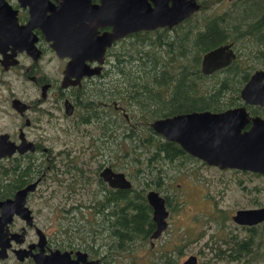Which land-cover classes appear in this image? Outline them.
I'll list each match as a JSON object with an SVG mask.
<instances>
[{
	"label": "flooded vegetation",
	"instance_id": "1",
	"mask_svg": "<svg viewBox=\"0 0 264 264\" xmlns=\"http://www.w3.org/2000/svg\"><path fill=\"white\" fill-rule=\"evenodd\" d=\"M224 1L231 3L216 12L223 15L188 17L171 27L156 28L166 31L168 36L181 37L188 33V38L196 36L198 41L206 38L215 40L200 55L197 68L188 69L186 73L180 70L174 73L166 70L163 72L168 77V87L180 85L187 98L185 89L205 85L196 81L194 75L202 73L212 77L217 72L225 73L228 66L242 56L239 50L242 47L255 51L260 46L258 54L263 58L254 63L256 68L240 85V91L256 70H264V19L255 22L252 18L239 23L238 19L224 12L243 0H217L214 5L219 7ZM261 1L264 6V0ZM101 5L102 0H0V144L4 149V153L0 154V202L14 200L18 193L34 185L25 193L24 207L28 210V218L14 213L12 220L1 228L4 236L9 238V245L6 257L0 259V262L12 260L14 264H36L35 255L59 250L69 252L72 259H76V252L80 251L88 261L122 264L123 254H126L125 227L122 222L128 190L129 195L144 198L145 201L138 202L136 213L146 216L144 224H138L133 244L128 246L134 248L135 254L141 253L133 256L131 264H139V258L143 264H164V261L179 264L181 257L176 259L175 256L182 255L189 244L186 233L183 232L175 241L172 240V235L167 234L171 228L172 213L181 207L176 202L178 194H175L176 188L172 185L178 179L174 175L181 170H192L194 176L197 174L195 179L199 184L195 188L196 196L192 198L194 203L204 206L206 200L213 201L216 211V215L211 216L217 227L216 235L209 242L203 240L198 255L190 254L197 257V264L200 258L208 262L211 258L207 257L208 254L214 257L215 264L257 262V254L259 256L264 253V221L248 225L238 223L234 217L241 210L264 208V204H255L259 201V195L253 197L250 186L251 178H264V173L209 165L183 150L178 143L155 132L150 123L157 118L203 111L186 109V103L190 100H183L179 95L174 98L166 95L162 100L157 99L149 107L150 111L148 108L131 107L136 116H130L126 101L129 87L122 76L127 67L120 55V47L130 43L132 39H126L141 31L129 32L102 47L103 38L109 39L112 26L101 19V12L104 11V6L100 8ZM83 39L91 41L83 46L80 43ZM221 45H230L235 58L224 67L204 73L203 56ZM189 50L175 49L169 53L174 57L189 55L191 51L195 54L193 50ZM249 64L253 65V62ZM130 67L134 69L138 66ZM164 82L166 81H162V84ZM161 94L156 90L153 92L155 97ZM88 104L91 110L98 113V118H90L94 124L79 122L80 116L87 113ZM240 106L246 107L250 118L241 131L251 127L252 118L264 119L263 112L254 113L264 109V105H252L242 100ZM142 111L150 114H142ZM150 115L153 118L146 125L155 134L153 137L164 138L173 143L169 146L170 149L179 147L188 155L171 154L173 163L169 167V163L157 165L156 160L148 162L139 154L135 161V183L116 165L122 156L118 154L113 157L117 153L110 154L108 145L112 137L103 138L102 150L89 153V162L77 160L82 155L81 151L76 152L70 148L53 150L46 144L44 128L61 126L63 121L71 120V127L76 126V123L86 128L88 125L95 126L94 119H102L109 132L115 134V127H119L122 135H125V123L134 129L141 125V119L149 118ZM42 120L47 123V127L43 128ZM87 132L92 137L93 146L98 145L100 140L94 139L97 138L95 130ZM21 146L25 148L23 151L19 150ZM104 168H111L115 173L124 172L131 183L130 188L110 186L101 176ZM203 169L209 170L213 176L207 178L206 174L202 175ZM207 184L210 188L218 187L217 197L211 189L207 190ZM255 187L258 188L257 185ZM261 189L264 191L263 185ZM227 190L237 199L234 201V210L230 211L219 204V198ZM149 191L159 193L168 211L167 227L156 239L151 238L157 224L153 219V208L147 200ZM58 193L59 201L56 202L55 194ZM69 195L73 196L74 202L66 208L67 204L63 201ZM51 200L54 201L49 208L52 217L50 221H46L47 202ZM200 213L204 216L203 209ZM203 221L205 224L210 222L204 217ZM225 230L227 235L223 233ZM217 238L220 239L216 240ZM166 242L171 243L172 249L163 245ZM19 254L23 257L22 260L17 256ZM190 255L187 254L185 259ZM79 263L82 264L81 261Z\"/></svg>",
	"mask_w": 264,
	"mask_h": 264
},
{
	"label": "water",
	"instance_id": "2",
	"mask_svg": "<svg viewBox=\"0 0 264 264\" xmlns=\"http://www.w3.org/2000/svg\"><path fill=\"white\" fill-rule=\"evenodd\" d=\"M102 6L104 11L101 12V19L105 24L112 26L111 34H108L109 39L103 38L102 47L110 45L113 39L132 31L171 27L201 8L197 0H102L100 8ZM90 41L83 39L80 43L87 46ZM234 58L235 53L230 45L218 46L203 56L202 71L211 73L228 65ZM240 97L245 103L264 105V70H256L250 76L240 91ZM249 120L246 107L239 106L219 112L203 110L157 118L150 123V127L165 139L178 143L183 150L206 161L209 165H219L220 168L236 167L264 173V119L252 118L251 127L241 131ZM24 149L22 146L19 147L21 151ZM3 153L4 149L0 144V154ZM101 176L110 186L126 189L131 186L124 172L115 173L111 168H104ZM33 187L34 185H31L18 193L14 200L0 202V259L6 257V249L9 245V238L4 236L1 228L12 220L14 213L28 218V210L24 207L25 193ZM147 200L153 208V219L157 224L151 238L156 239L167 227L168 211L164 199L158 192L149 191ZM234 219L241 224L259 223L264 221V208L238 211ZM76 254L77 258L72 259L69 252L55 250L50 254L35 255L34 261L36 264H80V261L82 264H99L96 260H86L85 254L80 251ZM17 256L20 260L23 259L20 254ZM197 263V257L190 255L182 264Z\"/></svg>",
	"mask_w": 264,
	"mask_h": 264
},
{
	"label": "trees",
	"instance_id": "3",
	"mask_svg": "<svg viewBox=\"0 0 264 264\" xmlns=\"http://www.w3.org/2000/svg\"><path fill=\"white\" fill-rule=\"evenodd\" d=\"M199 1L202 6L198 12L190 16L191 18L223 15L218 14L215 11H210L211 7L214 6L217 0ZM247 3L256 8V13L242 16V18H232H240L244 23L247 19L254 18L255 22L264 19V6L261 0L249 1ZM224 13L228 14L229 11ZM259 17L261 18L258 19ZM195 25L197 26L198 24ZM188 35L189 34L186 33L181 37L179 35L168 36L166 31L155 29L137 32L130 36V38L126 39H132V41L130 43H125V46L120 47L122 50L120 55L127 67L126 70L122 72V76H124L123 78L129 87L126 95L127 102L133 98L136 100L140 94H144L147 103L142 104V107L148 109L152 104H155L157 99L162 100L166 95H168L169 98H174V96L179 95L183 100H190L186 103V109L223 111L227 108L241 105L240 85L245 82L246 77L256 68L254 63L257 62V59L262 60L263 58V56L258 54V51L261 50L259 43L256 42L259 47L255 51L244 49V47L239 49L242 56L235 59L223 74L217 72L212 77L202 73H200L199 76L194 75L196 81L203 82L205 85L204 87L191 86L190 88L185 89V93H188L187 98L180 85L168 87V77H166L163 72L166 70L174 73L180 70L181 72L186 73L188 69L197 68L200 55L206 51L209 46L213 45V41H215L209 38L198 41L196 36L188 38ZM175 49L180 51L190 49L189 51L193 50L195 54L191 51L189 55L185 54L184 56L174 57L173 55H170L169 51ZM249 62H253V65H248ZM130 65H137L138 67L132 69ZM162 81L166 82L162 84ZM155 90L163 95L161 94L155 97L153 95ZM129 91L130 93H128ZM87 106V113L80 116L79 122L82 124H94L90 118H98V113L91 110L89 104ZM136 109H140V107H136ZM130 112V116L134 118L136 112H133L132 110ZM261 112L264 113V109H259V111L254 113ZM146 113L150 114L148 111H142V114ZM152 118L153 116L150 115L149 118L141 119V125L134 129L130 127L129 124L125 123V135H122V138L133 144V150H140L138 156L130 157L129 161L132 160L134 162L138 160L139 154H141L145 157L144 160L148 162L156 160L157 165H159L166 161L171 162V154L176 155L184 153L185 155H188L185 152H182L179 147L176 149H170L169 146L173 145V143H170L164 138L160 136L159 138L153 137L155 134L152 129L150 127L148 128L146 125V123L150 122ZM93 121L96 123V129H98L95 130V133L98 132L99 134L95 135L97 138L94 139H99L103 143V138L109 139L112 137L111 140L116 141L113 144L109 142L108 150L111 153H117L120 141L118 140L119 137L116 136L117 132L115 134L109 132L107 125L102 119H94ZM146 127L148 128V131ZM95 147L100 150L101 145H96ZM130 153L132 154V152L126 151L124 155L128 156ZM143 201H145L143 197H133V195H129L127 190L125 195V211L123 213L124 221L122 222L125 227L124 251L127 256H134V248L128 246L132 245L135 240V235L138 233V224H144L143 219L146 218L143 213L140 215H137L136 213L138 202ZM163 263L168 264L167 262L165 263V261Z\"/></svg>",
	"mask_w": 264,
	"mask_h": 264
},
{
	"label": "rangeland",
	"instance_id": "4",
	"mask_svg": "<svg viewBox=\"0 0 264 264\" xmlns=\"http://www.w3.org/2000/svg\"><path fill=\"white\" fill-rule=\"evenodd\" d=\"M201 1H208V0H201ZM249 0H243V1H238L236 2L232 7H228V15L230 17H241L242 16H248L256 13V8L248 4ZM231 2L224 1L219 7L217 5H214L211 7L210 11H215L218 12L219 9L226 8L227 5H229ZM239 22L241 23L242 20L240 18L238 19ZM129 103V104H128ZM127 103V109L128 112L131 111V107L136 108V107H142V104L147 103L146 98L144 94L141 96H138L137 99L135 100L134 98L131 99ZM146 108V107H142ZM16 123V121H14ZM71 120L68 121H63L62 125H55L53 128H44L47 127V123L42 120L43 128L45 129V137H46V144L47 146L52 147L53 150H60V149H65V148H70L72 150H75L76 152L81 151L82 155L77 157V160L80 161H86L89 162V153L96 152L98 149L97 147L93 146V143L91 142L92 137L88 136V131L90 130H98L94 125H88L86 128L83 126L76 124V126L71 127ZM124 127V126H123ZM117 129L116 136L119 137V149L117 154H114L113 157H117L118 154L122 156L121 160L119 163H116L120 167V170L126 172L128 176H130V179L135 183L136 179V167H135V161L133 162L132 160L129 161L130 157L138 156V153L140 152L139 149L133 150V144L124 140L122 138V129L119 127H115ZM87 129V130H86ZM33 132V131H32ZM96 135H99L98 132ZM116 140H111L109 141L110 143H115ZM98 145H101L100 150H102V141L98 143ZM95 150V151H94ZM132 152V154H128V156L124 155V153ZM112 154V153H110ZM169 167L172 165L170 163L172 162H165L161 163L163 165L168 164ZM168 167V169H169ZM159 168V167H158ZM167 169V171H168ZM206 174V177H212L213 175L209 172V170L203 169L202 170V175ZM197 174L195 173V176ZM175 177H178L176 181H173L172 185L174 188H176L175 194H178V198L176 202L181 205V207L178 208L177 211H174L172 213V216L170 218V225L171 228L168 232L167 235H172L171 238L173 241L177 240L180 235H182L183 232L186 233V241H189V244L187 247L183 250L182 255H176L175 258L178 259L181 257L180 262H182L183 259H185L187 254H197L201 248V244L203 243V240H208L210 238H213L216 233H217V227L214 223V219L211 217L212 215H216V211L213 208L214 202L213 201H207L205 202V205L202 206L200 203H194L193 197L196 196V190L195 188L198 186V182L195 179L194 174L192 173V170L186 171V170H181L179 174H175ZM201 183V182H200ZM179 184V185H178ZM255 185L258 186V188L255 187ZM261 185L264 186V178L262 177H253L251 178L250 181V186L252 187V193L251 195L256 196L257 194L259 195V201L258 205L264 204V191L261 189ZM207 190L214 192L216 197L218 194H216V190L218 187L215 188H210L207 184ZM262 191V192H258ZM65 192V191H64ZM56 195V202L59 201V193L55 194ZM252 197V198H253ZM209 199V198H208ZM237 200L236 197H233L230 192L227 190L225 195L220 199L219 198V204L225 208V210L230 211L231 209L234 210L235 206L234 201ZM66 202V208L68 207V204H73L74 198L73 196H67V198L63 201V203ZM175 202V203H176ZM183 203V204H181ZM54 204V201H48L47 202V207H46V213H45V220L50 221L52 215L50 214L49 208L52 207ZM236 204V203H235ZM204 210V216L200 213V210ZM232 212V211H231ZM230 212V213H231ZM203 217L205 219L208 218L210 221L208 224H205L203 221ZM242 232V231H241ZM224 235H227L228 232L225 230ZM204 234V238H203ZM220 238H217L216 240H219ZM191 241V242H190ZM165 247L171 248V243L166 242V244H163ZM172 249V248H171ZM133 255L136 257V255H141V253H136L135 250L133 252ZM184 255V256H183ZM124 258L122 259V264H131V262L134 261V257L130 256L129 258L127 255L123 254ZM207 257H211L208 262H204L202 258L199 260V264H215L214 257H212L211 254H208ZM257 262H254L253 264H264V253L260 254L258 256ZM139 258V257H138ZM179 262V264H180ZM0 264H14V261L10 260L7 263H2ZM139 264H143L139 258ZM232 264H237V263H232Z\"/></svg>",
	"mask_w": 264,
	"mask_h": 264
}]
</instances>
